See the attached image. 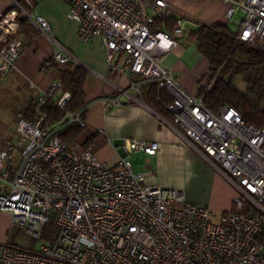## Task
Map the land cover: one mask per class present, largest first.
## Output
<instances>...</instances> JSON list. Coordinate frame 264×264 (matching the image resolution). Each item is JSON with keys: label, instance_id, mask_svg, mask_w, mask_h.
I'll use <instances>...</instances> for the list:
<instances>
[{"label": "built area", "instance_id": "obj_1", "mask_svg": "<svg viewBox=\"0 0 264 264\" xmlns=\"http://www.w3.org/2000/svg\"><path fill=\"white\" fill-rule=\"evenodd\" d=\"M32 9L35 0H20ZM67 16L78 24L81 43L94 38L106 51L109 73L133 79L120 96L102 98L103 105L138 102L143 83L156 84L170 101L163 108L198 153L236 190L233 207L217 222L207 208L186 201L181 190L144 184L132 164L120 158L112 165L99 162L89 149L70 150L60 134L70 125L83 128L81 112L63 113L50 125L43 107L52 100L61 109L70 95L54 82L34 99L31 118L19 114L16 147L6 143L0 151V212L25 227L38 240L37 248L0 243V264H264V125H246L240 114L224 106L211 112L202 95L215 84L206 79L198 96L183 90L163 57L184 34L182 20L174 30L164 28L173 17L169 0H64ZM227 17L239 16L233 39L264 52V0H224ZM21 4L11 0L0 9V75L14 70L24 46L19 36ZM30 21L50 38L45 19ZM161 21L163 29L156 30ZM60 65L72 56L57 44L51 53ZM47 65V64H46ZM127 152L153 155L156 145L126 141ZM53 222L57 233L41 240Z\"/></svg>", "mask_w": 264, "mask_h": 264}, {"label": "crops", "instance_id": "obj_2", "mask_svg": "<svg viewBox=\"0 0 264 264\" xmlns=\"http://www.w3.org/2000/svg\"><path fill=\"white\" fill-rule=\"evenodd\" d=\"M10 3L11 0H0V9L8 10ZM169 3L173 7V17L182 20L184 34L177 38V46L163 57L162 65L173 72L183 90L198 96L206 86L210 66L189 35L201 26L214 25L224 27L233 35L238 32L239 22L236 16L227 17L229 6L224 0H169ZM22 9L28 15L19 12L28 23L25 31L18 33L24 50L15 69L0 75V93L7 94L11 100L4 104L6 110L17 116L23 114L33 97L48 90L54 82L60 83L62 73L71 74L80 66L87 75L83 84L85 106L81 116L85 126L73 143L78 149H89L105 165L126 158L135 174L144 175V184L181 190L187 202L207 208L211 216L215 211L218 219L232 209L236 190L195 148L187 145L167 111L157 112L141 98L138 102L130 100L118 106L102 104V98L120 96V89H128L130 81L139 78L109 73L106 51L100 40L94 38L88 43L78 40V24L68 18V5L64 0H35L32 9L25 6ZM36 17L47 21L50 38L30 21ZM56 44L72 56V63L60 65L54 62L51 53ZM242 83L244 87L238 88L241 91L246 87ZM145 84L141 85V92ZM120 99L123 102L125 98L120 96ZM126 141L154 144L156 151L153 155L129 153L124 149ZM10 225V215L0 212V243L5 228Z\"/></svg>", "mask_w": 264, "mask_h": 264}, {"label": "trees", "instance_id": "obj_3", "mask_svg": "<svg viewBox=\"0 0 264 264\" xmlns=\"http://www.w3.org/2000/svg\"><path fill=\"white\" fill-rule=\"evenodd\" d=\"M18 2L21 4V1ZM18 22L19 31L24 32L28 26L27 20L19 15ZM163 22L165 30L171 33L175 27V18L171 17ZM155 29H163L161 21L156 23ZM189 38L197 43L200 55L210 66V74L217 77L214 87L202 95L205 108L217 112L221 107L228 106L240 114L246 125L255 127L264 125V52L235 41L233 35L218 25L201 26L191 33ZM86 75L87 72L80 66L71 74L60 75L62 91L68 92L70 98L66 101L64 110H61L54 101H46L43 112L46 113L50 125L58 123L60 116L65 112L82 111L85 106L83 84ZM237 79L245 83L243 91L234 87ZM141 99L157 112H163V104L171 100L164 90L158 89L153 83H146L143 86ZM33 108L34 104L31 103L22 115L30 119ZM82 129L78 125H70L60 137L73 144ZM56 233L54 223L50 222L44 227L41 240L49 242Z\"/></svg>", "mask_w": 264, "mask_h": 264}, {"label": "rangeland", "instance_id": "obj_4", "mask_svg": "<svg viewBox=\"0 0 264 264\" xmlns=\"http://www.w3.org/2000/svg\"><path fill=\"white\" fill-rule=\"evenodd\" d=\"M235 18L239 22L240 17L236 16ZM234 87L237 89L240 87L242 89L244 85L242 81H238V82H234ZM34 99L35 98L33 97L32 104H34ZM9 100L10 99L8 98L7 94L0 93V149H3L6 143H12L16 147V149L13 152V158L16 162H18L19 153L17 149L20 147L19 145L20 137L16 132V124L19 115L17 116V114H14L13 111H10L9 109L6 110L3 107L4 104H6V101L9 102ZM70 150L74 152H78L80 149H78L74 144H71ZM202 189L204 188H201V190ZM217 215L218 214L215 211L212 212V216H211L212 221L214 222L218 221ZM1 241H3L2 243L13 244L24 249L37 248V246H39L41 243L38 240L26 234L24 226H20L12 222L9 227L5 228L4 235H2Z\"/></svg>", "mask_w": 264, "mask_h": 264}]
</instances>
